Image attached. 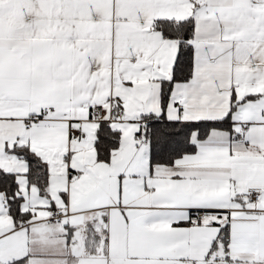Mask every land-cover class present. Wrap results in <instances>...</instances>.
<instances>
[{
  "label": "snow or ice",
  "instance_id": "obj_1",
  "mask_svg": "<svg viewBox=\"0 0 264 264\" xmlns=\"http://www.w3.org/2000/svg\"><path fill=\"white\" fill-rule=\"evenodd\" d=\"M0 264H264V0H0Z\"/></svg>",
  "mask_w": 264,
  "mask_h": 264
}]
</instances>
